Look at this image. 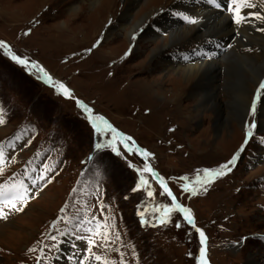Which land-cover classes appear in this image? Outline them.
I'll use <instances>...</instances> for the list:
<instances>
[{
  "label": "rangeland",
  "instance_id": "rangeland-1",
  "mask_svg": "<svg viewBox=\"0 0 264 264\" xmlns=\"http://www.w3.org/2000/svg\"><path fill=\"white\" fill-rule=\"evenodd\" d=\"M109 1L0 0V41L67 85L93 109V115L105 116L119 132L152 152V166L170 181L179 202L194 210L197 224L208 232L212 264H248V257L264 264V239L257 236L264 235V155L255 159L264 154V128L255 126L231 173L208 185L207 192L183 195L178 178L197 176V170L214 169L230 159L244 143V130L255 125L257 118L250 110L243 130L231 122L218 132L212 130V118L204 122L205 116L195 117L189 122L165 92L174 87L170 80L177 77L172 70L177 65L171 66L168 56L184 57L197 52L198 45L184 41L158 56L152 48L169 35H149L163 15L187 24L172 10L178 0H141L133 6L130 18L122 17L131 7L129 0H111L110 16L104 14ZM148 13L152 15L132 34L135 40L129 37L128 44L125 39L131 24ZM101 34L102 46L87 53ZM129 48L130 54L122 59ZM35 78L0 49V116L5 121L0 125V146L8 157L0 182L15 173V180H24L30 187L22 212H9L0 205L8 213L7 219H0V264H58V258L63 264H79L87 255V237L93 235L87 229L96 228L97 221L108 226L97 231L107 230L115 241L110 246L125 253V264H197L198 234L179 214L174 213L165 225L155 219L159 213L154 208L169 203L156 182L150 181L151 188L132 191L138 173L128 164L142 167L141 157L127 153L119 144L120 156L110 146L96 150L97 143L108 144L110 134L95 133L73 100ZM140 81L158 84L159 95L140 92ZM220 94L222 99V89ZM182 99L184 105L191 97ZM190 107L194 112V105ZM43 176L51 177V183L45 184ZM149 190L153 197L147 195ZM138 213L144 214L147 223L141 225ZM54 221H59L55 227ZM177 222L181 228L175 226ZM18 232L23 234L16 237ZM117 233L119 240H115ZM50 234L56 236L55 241ZM93 239L100 242L99 236ZM29 248L43 251L29 252ZM93 252L116 264L121 260L118 252L96 247ZM85 264L100 262L90 259Z\"/></svg>",
  "mask_w": 264,
  "mask_h": 264
},
{
  "label": "bare ground",
  "instance_id": "bare-ground-1",
  "mask_svg": "<svg viewBox=\"0 0 264 264\" xmlns=\"http://www.w3.org/2000/svg\"><path fill=\"white\" fill-rule=\"evenodd\" d=\"M140 1L129 0L131 7H127L122 17L130 18L133 6ZM255 2L260 5L259 10L264 15V3L261 0ZM112 4L110 0L108 7L105 6L107 8L105 12L103 11L104 14L111 15L110 12L114 9ZM172 8L182 14V17H188V20L196 22L181 25L175 22L176 17L173 19L171 16L163 15L154 23V27H149V35L154 37L158 33L166 32L169 36L159 46L153 47L152 53L159 56L164 49L180 46L182 42L191 40L196 42L198 50L189 55L187 53L184 57L177 54L168 56L171 60L170 65H177L172 69L177 77L170 80L174 87L165 91L171 96L170 101L173 105H178L180 114L185 115L189 122L195 117L205 116L202 120L204 122L212 118L214 132L225 129L231 122L243 130L242 127L251 110V95L254 88L257 89L259 84L264 82V31H261L264 29V21L249 16L247 22L237 25L231 13L216 12L202 4L200 0H178ZM255 11L257 9H244V12ZM151 15L148 13L131 24L129 36L125 39L128 44L129 37L141 28ZM216 51L223 55H219L220 57L218 54L215 55ZM138 83L141 84L140 92L151 91L159 95L157 90L161 91L158 84H147L144 81ZM153 86L158 89L153 90ZM184 96H190L191 100L182 105ZM191 104L194 105V112L189 111ZM255 116L257 130H261L264 128V96L257 101ZM263 155L257 154L255 159L259 160ZM19 233L23 234L18 232L16 237H19ZM15 242L19 246L22 243L20 240ZM58 260V264H63L59 258ZM247 262L255 264L251 257H248Z\"/></svg>",
  "mask_w": 264,
  "mask_h": 264
},
{
  "label": "snow or ice",
  "instance_id": "snow-or-ice-1",
  "mask_svg": "<svg viewBox=\"0 0 264 264\" xmlns=\"http://www.w3.org/2000/svg\"><path fill=\"white\" fill-rule=\"evenodd\" d=\"M210 2L216 4L217 7L221 6L220 4L216 3V0H210ZM261 2L264 3V0H261ZM259 8L260 5L256 3L255 0H228V6H227V10L229 11V13L232 14L234 23H236L237 25L247 22L249 16H253L258 20L264 21V15L261 14ZM244 9H257V11L244 12ZM185 19L187 20L188 17H185ZM189 22L195 23L196 21L191 20ZM261 31H264V29H261ZM29 34L30 31L24 33V35H29ZM132 39L135 40L136 35H133ZM102 43H103V34H101V36L96 40V42L90 48L86 49V52L92 53L94 49L101 47ZM0 49L3 50V55L6 58H9L17 65L25 67L30 74L35 75L37 80H40L47 86L52 87L58 94L62 95L63 97L73 100L74 103L77 105V107L80 108L82 112L85 114L84 118L93 128L95 133L110 134L111 139L108 141V144L105 145V144L97 143L95 145L96 150H100L102 148H106L110 146L111 151L115 153L117 156H120L122 155V153L118 150V147L116 146L117 144H119L122 145L123 149L127 153L135 154L142 158L143 160L142 167H135V165H133L131 162H129L128 164L129 168H135V171L138 173V181L135 187H133L132 191L137 192L145 187L151 188L150 181H155L159 185V188L161 190L160 195L164 196L166 199L169 200V203L160 204L154 208V212L159 213V215H157L155 219L160 225H165L171 222L172 215L174 213L179 214L183 222L186 223L188 226H190L192 229H194L195 233L198 234L200 247H199V254L198 256L195 257V259L197 260V264H209V261L207 259L208 237L206 236L204 230L196 225V221L192 209L179 203L178 197L169 187L165 178L160 174H158L149 163L148 158L151 157L153 154L145 149L140 148L136 144L133 137L126 136L125 134L119 132L107 120H105L103 116L93 115L92 108H90L80 99L76 98L72 93V91L70 90V88L67 85H65L63 82L54 80L53 77L47 71H45V69L41 67L37 62L30 61L27 57H21L15 54L10 49V47L3 41H0ZM130 52H131V48H129V51L124 54V57H122V59L126 58L130 54ZM262 96H264V82H261L259 84L257 92L255 93L256 99H254L251 104V110L253 115L255 114L257 109V101L260 100ZM4 123L5 121L3 117L0 116V125H3ZM101 125H104L106 127H102ZM254 128H255L254 124L248 127L246 131L244 143L231 156L230 159L220 164L217 168L214 169L206 168L202 170H197L196 179L191 182L189 181V177L187 176L179 177L178 178L179 180L185 181L184 183L179 185L180 191L182 193L188 194L189 197H195L198 195L200 191L207 192L209 190L208 185L214 183L218 178L224 177L229 173H231L234 167L237 165V162L240 159L241 154L245 150V146L247 145L249 138L253 137ZM170 131L173 130L170 129ZM17 139H19V137H17ZM89 158L91 159V157ZM7 163H8V157L5 156L3 147L0 146V178L4 177ZM145 174L148 175L146 176ZM15 175L16 174L13 173L11 177L4 180L3 182H0V205L6 206L9 212L10 211L22 212L24 210V207L27 206V203L29 201L30 187L28 184L24 182V180H15ZM41 179L45 181V184L51 183L52 181V178L47 176H43L41 177ZM193 184L198 185L199 187H193L192 186ZM33 185H35V181L33 182ZM147 195L149 197H153L154 193L149 190L147 192ZM101 211H103V206H101ZM61 212H64V208L61 209ZM138 215L141 216V221H140L141 225L147 223L143 219V215H144L143 213H138ZM7 217H8V213L5 212L4 207H0V219H7ZM93 219H96V217H93ZM60 220H64L70 223V221L67 220V217H61ZM57 223H59V221H54L52 226L55 227ZM89 223H91V221H89ZM175 226L177 228H181L182 224L180 222H177ZM101 227L107 229L108 226L102 225L100 221H97L96 228L87 229L89 233H92L95 236H99L100 242L97 243V241L93 239V235L87 237V245H88L86 249L87 255H85L82 258L79 264H85V261H89L90 259H94V261L100 262V264H116V261L105 258L103 254H97L93 252L94 247L104 249L105 251L118 252L121 257L119 264H125V261L123 260L125 253L120 252L119 248H112L110 246L115 241L111 240L107 230L103 232L97 231V229ZM61 234L63 235V233ZM49 238L52 239L53 241L56 240V236L51 234ZM119 239L120 236L117 233L115 235V240H119ZM28 251L42 252L43 249L29 248Z\"/></svg>",
  "mask_w": 264,
  "mask_h": 264
}]
</instances>
